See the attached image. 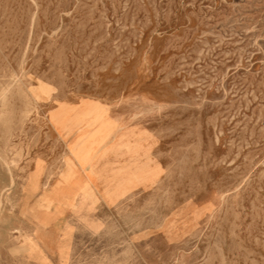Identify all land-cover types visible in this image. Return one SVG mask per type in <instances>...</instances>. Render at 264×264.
Returning a JSON list of instances; mask_svg holds the SVG:
<instances>
[{"label": "rangeland", "instance_id": "obj_1", "mask_svg": "<svg viewBox=\"0 0 264 264\" xmlns=\"http://www.w3.org/2000/svg\"><path fill=\"white\" fill-rule=\"evenodd\" d=\"M0 97V264H264V0H0Z\"/></svg>", "mask_w": 264, "mask_h": 264}, {"label": "bare ground", "instance_id": "obj_2", "mask_svg": "<svg viewBox=\"0 0 264 264\" xmlns=\"http://www.w3.org/2000/svg\"><path fill=\"white\" fill-rule=\"evenodd\" d=\"M1 98V97H0ZM133 104V103H132ZM28 105V104H27ZM27 107V106H26ZM121 108V107H120ZM27 111V110H26ZM28 113V112H27ZM134 114H132V116H133ZM87 141H89V140H87ZM91 141V140H90ZM84 142H85V140H84ZM95 142V141H94ZM83 143V142H82ZM86 144V143H85ZM81 145V144H80ZM90 145V144H89ZM94 145V144H93ZM75 150V149H74ZM85 151V150H84ZM92 151V150H91ZM184 151V150H183ZM87 153V152H86ZM91 153V152H90ZM81 156V155H80ZM80 158V157H79ZM2 160V159H1ZM4 161V160H3ZM193 161V160H192ZM75 163V162H74ZM78 166V165H77ZM192 167V166H191ZM190 167V168H191ZM192 169V168H191ZM190 169V170H191ZM93 170H92V167L89 165V164H87V165H84V168H83V173L85 174L84 175V177H87V179H89V173L90 172H92ZM184 171V170H183ZM181 174V173H180ZM191 179V178H190ZM86 184H87V182H86ZM89 185V184H88ZM90 191V190H89ZM182 191V190H181ZM81 192H83V190L81 191ZM85 195H86V193H85ZM86 197V196H85ZM87 199H89L88 197H87ZM91 199V198H90ZM39 200H41L40 198H39ZM38 200V201H39ZM76 203V202H75ZM143 206V205H142ZM143 208V207H142ZM145 209V208H144ZM141 211V210H140ZM41 212V211H40ZM42 213V212H41ZM140 213V212H139ZM40 215V214H39ZM38 215V216H39ZM44 216V215H43ZM127 217V216H126ZM37 218V217H36ZM43 218V217H42ZM45 218V217H44ZM43 218V219H44ZM155 219V218H154ZM36 220V219H35ZM38 220V219H37ZM41 220V219H40ZM45 220V219H44ZM49 221V220H48ZM38 222V221H37ZM41 222V221H40ZM39 222V223H40ZM49 223V222H48ZM126 224H127V222H126ZM40 226H41V223H40ZM45 227V226H44ZM131 227V226H130ZM83 229V228H82ZM93 229V228H92ZM135 229V228H134ZM85 230V229H84ZM93 231V230H92ZM11 232V231H10ZM97 232V231H96ZM36 241V240H35ZM7 244V243H6Z\"/></svg>", "mask_w": 264, "mask_h": 264}]
</instances>
